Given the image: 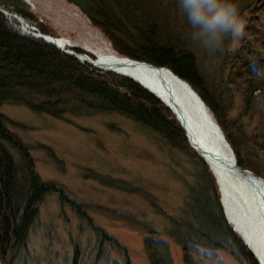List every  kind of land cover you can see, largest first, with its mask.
<instances>
[{"label":"trees","instance_id":"1","mask_svg":"<svg viewBox=\"0 0 264 264\" xmlns=\"http://www.w3.org/2000/svg\"><path fill=\"white\" fill-rule=\"evenodd\" d=\"M66 2L88 18L119 56L169 68L188 82L214 114L238 165L264 179V0H229L237 9L243 35L234 49H228V45L234 46L230 35L223 38L227 49L218 51L222 57L218 66L199 57L193 37L196 29L180 0ZM9 5L32 18L25 3L0 0V7ZM237 96L243 101L242 113L232 119ZM3 105L25 106L55 119L116 114L159 135L171 149L184 153L192 167V182L186 183L181 207L175 215L166 216V236L182 249L184 264H200L201 255L220 251L239 264H257L225 217L209 167L190 147L173 114L138 83L114 73H100L0 26V107ZM255 116L259 126L253 136L248 135L249 121ZM243 119H248L247 125ZM7 126V118L0 113V264H28L29 234L40 206L56 189L36 173L28 146ZM96 179L148 198L140 188L120 180ZM94 231L105 241L107 236L99 228ZM144 243L151 264H175L170 242L158 231L149 229ZM78 254L76 250L75 259Z\"/></svg>","mask_w":264,"mask_h":264},{"label":"rangeland","instance_id":"2","mask_svg":"<svg viewBox=\"0 0 264 264\" xmlns=\"http://www.w3.org/2000/svg\"><path fill=\"white\" fill-rule=\"evenodd\" d=\"M19 1L27 5L32 18L12 5L5 6L6 10L18 12L50 36L69 40L74 50L91 56L87 47L112 48L88 18L66 0H31L32 6ZM8 25L0 15V26L18 34ZM228 39L234 45L228 49H234L238 37L230 35ZM194 43L199 57L214 66L222 59L218 51L227 49L224 41L211 51L197 39ZM242 102L240 96L235 98L232 119L241 116ZM0 113L8 120V130L28 146L36 173L56 189L40 206L29 234L28 264H151L144 245L149 229L170 242L174 263L184 264L182 249L165 233L166 216L177 213L187 194L186 183L192 182V167L184 153L116 114L55 119L15 105L1 106ZM257 119L249 121L248 135L257 131ZM247 120H242L245 125ZM96 177L138 187L148 198L106 186ZM94 227L107 236L105 241ZM76 250L79 257L75 259ZM200 257V264H239L223 251Z\"/></svg>","mask_w":264,"mask_h":264},{"label":"bare ground","instance_id":"3","mask_svg":"<svg viewBox=\"0 0 264 264\" xmlns=\"http://www.w3.org/2000/svg\"><path fill=\"white\" fill-rule=\"evenodd\" d=\"M4 19L13 31L36 39L43 44L55 45L64 50L70 49L69 47L72 45L65 38L51 41L37 26L14 12L5 11ZM86 51L91 53L92 56H89V59L95 62L94 66L104 73L114 71L126 75L141 82L149 92L164 96V90L152 71L138 67L126 68L129 62L123 60L110 46L107 45L105 49L99 46L97 50L87 47ZM162 78L166 82L169 93L172 94V98L180 108L177 110L178 113L175 112V115L179 116L181 123L187 129L192 144L204 150L202 156L217 174L222 188V201L229 222L264 264V212L262 206L245 183L237 180L229 171H225V168L216 165L208 156L209 152H213L225 164L229 165V169H232V154L220 138L219 130L216 127L218 122L214 114L206 104H203L204 101L202 102L198 98L194 93L195 91L192 92L185 84L186 82L172 71L165 68L162 72ZM260 191L264 195L263 186L260 187Z\"/></svg>","mask_w":264,"mask_h":264},{"label":"water","instance_id":"4","mask_svg":"<svg viewBox=\"0 0 264 264\" xmlns=\"http://www.w3.org/2000/svg\"><path fill=\"white\" fill-rule=\"evenodd\" d=\"M28 5L32 6V3L30 2V0H26L25 1ZM3 8L0 7V15L4 18L5 16V11H8L9 10H5ZM11 12H14L15 14H18L20 15L24 20L30 22L26 17L22 16L21 14H19L18 12H15V11H11ZM31 23V22H30ZM48 39H50L51 41H57L59 40L58 38H55L53 36H50L49 34L41 31ZM13 33V32H12ZM15 34V33H14ZM23 39H26L28 41H31V42H34L38 45H45V46H48L50 48H53L59 52H62L68 56H71L75 59H77L78 61H80L82 64H88L89 66L91 67H94L95 69L97 70H100L99 68H97L96 66H94V61L92 59H89V56L86 55V54H82V53H79L77 52L76 50H74L75 48H71V49H67V50H64V49H61V48H58L56 47L55 45H50V44H41L40 41L36 40V39H33V38H29L25 35H21V34H15ZM123 60L125 61H128L129 62V65L126 66V68L128 67H138V68H145L146 70H150L152 71L158 78L159 82H160V85L161 87L163 88L164 90V96H158L152 92H149V90L143 86L141 84V82L131 78V77H128L126 75H122V74H119V73H116L114 71H108V72H111V73H115L117 75H121V76H124V77H127L135 82H138L139 85L145 90L147 91L148 93H150L151 95L155 96L162 104H164V106L173 114V116L175 117V119L177 120V122L179 123L181 129L183 130L186 138H187V141L190 145V147L193 149V151L200 157V159L209 167L210 171L212 172L215 180H216V183L218 185V188H219V191H220V194H221V203H222V206L224 208V212H225V216L227 218V215H226V211H225V207H224V204H223V201H222V188H221V184H220V181L217 177V174L215 173V171L213 170V168L209 165V163L204 159V156H202L204 154V150H202L201 148L199 147H196L192 144L190 138H189V134H188V131L187 129L183 126V124L181 123L180 119L178 118L179 116H176L175 115V112L178 113V109H180L178 107V105L176 104L175 100L172 98V94L169 93L168 91V88H167V85H166V82L165 80L162 78V72L164 71V69L166 67H160V66H156L154 64H151V63H148V62H142L140 60H134V59H131V58H128V57H122ZM169 71H172L170 70L169 68H167ZM102 71V70H100ZM104 72V71H103ZM106 72V71H105ZM173 72V71H172ZM174 73V72H173ZM175 74V73H174ZM179 77V76H178ZM182 79V78H181ZM185 81V80H184ZM186 82V81H185ZM189 89L194 92L195 90L192 88V86L186 82L185 83ZM198 98L201 99V101L203 102L202 98L198 95V93L195 91L194 92ZM165 99V100H164ZM203 104H205V102H203ZM174 109V110H173ZM216 127L217 129L219 130V134H220V138L221 140L223 141V143H225L228 148L230 149L231 151V154H232V160H233V164L231 165V168L232 169H229V165L228 164H225L221 158H219L218 156H216L213 152H209V158L211 160H213L215 162L216 165H218L219 167H222V168H225V171H229L230 174H232L233 177H235L237 180L239 179L240 181H242L243 183H245L247 186V188L254 194V196L258 199L259 201V204L262 206L263 208V212H264V195H263V192L260 191V187L263 186L264 187V179H262L261 177H258L256 176L253 172H251L250 170H246V169H243L241 168L239 165H238V161H237V157L232 149V147L230 146V144L228 143V141L226 140V137L222 131V128L220 127L219 124H216ZM262 193V194H261ZM228 220V218H227ZM228 223L229 220H228ZM231 224V223H230ZM233 230L237 232V230L233 227ZM238 233V232H237ZM239 234V233H238ZM240 235V234H239ZM241 236V235H240ZM241 239L242 241L246 244L245 240L243 239V237L241 236ZM247 245V244H246ZM247 247L249 248V250L252 252V254L254 255V257L256 258L257 260V263L258 264H262L261 263V260L260 258L256 255V253L254 251H252L250 249V247L247 245Z\"/></svg>","mask_w":264,"mask_h":264},{"label":"clouds","instance_id":"5","mask_svg":"<svg viewBox=\"0 0 264 264\" xmlns=\"http://www.w3.org/2000/svg\"><path fill=\"white\" fill-rule=\"evenodd\" d=\"M180 7L196 29L194 39L210 51L219 47L226 35H243L237 9L229 0H180Z\"/></svg>","mask_w":264,"mask_h":264}]
</instances>
